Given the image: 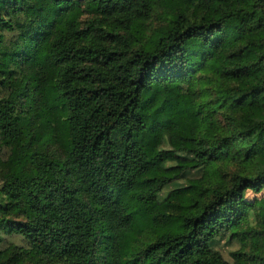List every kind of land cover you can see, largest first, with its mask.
Here are the masks:
<instances>
[{"label": "trees", "instance_id": "16d2710c", "mask_svg": "<svg viewBox=\"0 0 264 264\" xmlns=\"http://www.w3.org/2000/svg\"><path fill=\"white\" fill-rule=\"evenodd\" d=\"M0 184V264H264V0H0Z\"/></svg>", "mask_w": 264, "mask_h": 264}, {"label": "rangeland", "instance_id": "374dc122", "mask_svg": "<svg viewBox=\"0 0 264 264\" xmlns=\"http://www.w3.org/2000/svg\"><path fill=\"white\" fill-rule=\"evenodd\" d=\"M191 174L193 175V178L196 176L194 171ZM178 183L183 185L185 182L184 181H178ZM171 188H173V186H170L169 188L165 189V191L167 192ZM246 197L249 200L256 199L259 207L262 210V212H264V190L261 191L259 194H256V195L252 194V193H247ZM254 226H255V224H254ZM5 239H6V242H11V243L18 245V246L22 245V242L17 237L6 236ZM238 248H239L238 243L228 242L226 238H224L223 240H220L216 246V250H218L223 255V257L229 261L231 260L229 254L236 251Z\"/></svg>", "mask_w": 264, "mask_h": 264}]
</instances>
